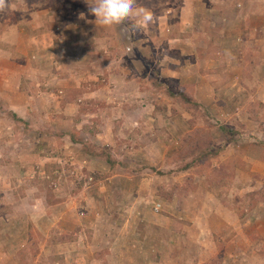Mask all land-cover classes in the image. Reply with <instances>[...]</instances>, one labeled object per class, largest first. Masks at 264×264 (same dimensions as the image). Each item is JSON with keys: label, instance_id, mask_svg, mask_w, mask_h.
I'll return each mask as SVG.
<instances>
[{"label": "rangeland", "instance_id": "rangeland-1", "mask_svg": "<svg viewBox=\"0 0 264 264\" xmlns=\"http://www.w3.org/2000/svg\"><path fill=\"white\" fill-rule=\"evenodd\" d=\"M0 7V264H264V0Z\"/></svg>", "mask_w": 264, "mask_h": 264}, {"label": "clouds", "instance_id": "clouds-1", "mask_svg": "<svg viewBox=\"0 0 264 264\" xmlns=\"http://www.w3.org/2000/svg\"><path fill=\"white\" fill-rule=\"evenodd\" d=\"M3 4L4 0H0V7H3ZM136 5L137 0H92L90 13L102 22L134 18L133 28L151 24L154 19L152 11Z\"/></svg>", "mask_w": 264, "mask_h": 264}]
</instances>
